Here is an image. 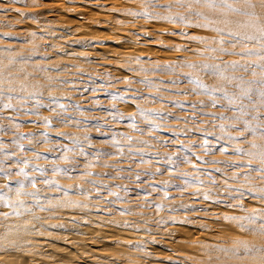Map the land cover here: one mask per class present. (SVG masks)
<instances>
[{
    "label": "rangeland",
    "instance_id": "obj_1",
    "mask_svg": "<svg viewBox=\"0 0 264 264\" xmlns=\"http://www.w3.org/2000/svg\"><path fill=\"white\" fill-rule=\"evenodd\" d=\"M227 4L0 0V264H264V3Z\"/></svg>",
    "mask_w": 264,
    "mask_h": 264
},
{
    "label": "snow or ice",
    "instance_id": "obj_2",
    "mask_svg": "<svg viewBox=\"0 0 264 264\" xmlns=\"http://www.w3.org/2000/svg\"><path fill=\"white\" fill-rule=\"evenodd\" d=\"M178 2H181V0H178ZM196 2L199 3L200 0H196ZM204 3H206L209 7H216L218 5L231 7V5L227 4V0H204ZM261 3H264V0H261ZM189 11H192V9L189 8ZM197 14L199 15L200 13H197ZM180 19L183 20L184 17L181 16ZM198 27H208V25L207 24L198 25ZM217 31H220V29H217ZM249 39H251V37H249ZM260 39L264 40V28L260 29ZM221 42L223 43V41H221ZM220 50L225 51V52L228 51L227 49H220ZM233 63L235 64L236 62H233ZM205 67H210V66L205 65ZM262 67H264V66H262ZM261 95L264 96V92H262ZM6 106L11 107V105H6ZM261 170L264 171V168H262ZM21 171H23V170H21Z\"/></svg>",
    "mask_w": 264,
    "mask_h": 264
},
{
    "label": "bare ground",
    "instance_id": "obj_3",
    "mask_svg": "<svg viewBox=\"0 0 264 264\" xmlns=\"http://www.w3.org/2000/svg\"><path fill=\"white\" fill-rule=\"evenodd\" d=\"M1 260V259H0Z\"/></svg>",
    "mask_w": 264,
    "mask_h": 264
}]
</instances>
